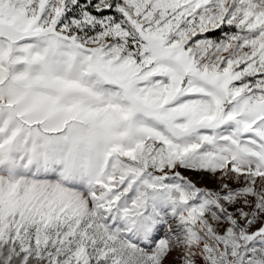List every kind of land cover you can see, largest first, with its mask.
<instances>
[{"label":"snow or ice","instance_id":"snow-or-ice-1","mask_svg":"<svg viewBox=\"0 0 264 264\" xmlns=\"http://www.w3.org/2000/svg\"><path fill=\"white\" fill-rule=\"evenodd\" d=\"M0 264H264V0H0Z\"/></svg>","mask_w":264,"mask_h":264},{"label":"rangeland","instance_id":"rangeland-1","mask_svg":"<svg viewBox=\"0 0 264 264\" xmlns=\"http://www.w3.org/2000/svg\"><path fill=\"white\" fill-rule=\"evenodd\" d=\"M209 39L218 40L222 39L224 37V33L220 30H215L211 33L206 34ZM196 181L199 182L200 186H206V187H215V180H213L210 177H200L195 176L193 177Z\"/></svg>","mask_w":264,"mask_h":264}]
</instances>
